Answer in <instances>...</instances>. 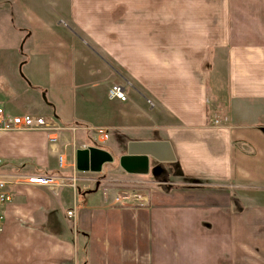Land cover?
Segmentation results:
<instances>
[{
    "label": "crops",
    "instance_id": "1",
    "mask_svg": "<svg viewBox=\"0 0 264 264\" xmlns=\"http://www.w3.org/2000/svg\"><path fill=\"white\" fill-rule=\"evenodd\" d=\"M38 3L7 0L0 18L25 35V77L72 124L61 126L55 143L42 130L0 132V173L13 179L0 264H81L83 257L87 264H264V0H59L56 23ZM6 50L14 49L2 46L0 54ZM213 71L224 73L225 94L209 91ZM112 83L132 87L127 101L107 98ZM216 116L226 120L215 125ZM87 127L107 129L110 144L116 136L125 147L166 140L169 176L231 191L204 189L196 200L185 193L195 184L181 181L166 189L155 183L140 202L124 199L128 190L98 184L109 163L96 173L99 182L65 183L57 192L27 182L70 176L57 153L75 161V150L95 139ZM78 131L92 137L76 143ZM102 148L115 159L125 153Z\"/></svg>",
    "mask_w": 264,
    "mask_h": 264
},
{
    "label": "rangeland",
    "instance_id": "2",
    "mask_svg": "<svg viewBox=\"0 0 264 264\" xmlns=\"http://www.w3.org/2000/svg\"><path fill=\"white\" fill-rule=\"evenodd\" d=\"M4 4L7 0H0ZM26 4H30L31 2L41 3L43 5L42 9L49 13L52 19L57 20L55 9L59 0H24ZM38 3V4H39ZM4 6V5H2ZM38 7V5H34ZM5 7V6H4ZM2 16V15H1ZM9 16H3L0 18V48L2 46H9L14 50H6L4 54H0V104L5 106V108L14 113H28L33 115H42L46 117L54 118L60 126L65 124H72L71 121L63 120L57 115V111L49 103V96L47 95L45 89H41V87L34 86L24 75L23 69H21V63L23 58L20 56L22 53V45L25 40V35L20 33L18 30L11 29V22L8 19ZM58 29L63 30L65 27L62 24H58ZM17 49V50H16ZM16 59L18 60L16 63V67L13 69V62ZM224 73L220 72L218 77L216 72H212L211 77L209 79V91L212 93L216 89H221V92L225 94V77ZM132 87L126 86L125 91H130ZM221 95V94H220ZM108 98V97H107ZM10 108V109H9ZM148 110V107H147ZM220 112V109H219ZM225 112L222 113L221 115ZM261 120V118L259 119ZM95 128V127H94ZM102 128V127H101ZM87 131V130H86ZM90 131V130H89ZM91 132V131H90ZM153 132V131H152ZM109 134V131H108ZM110 135V134H109ZM87 136V137H86ZM88 136L92 137V135H85L83 133H76V143L78 140L86 141ZM110 139V137H109ZM118 140V137L114 136V140L111 142L108 141L104 143L103 146H107L108 144L111 146V149L115 152L114 154L119 155L123 150H125V143H121ZM107 143V144H106ZM56 160V158H55ZM116 160V159H115ZM115 162V161H114ZM114 162L107 164L105 167L109 171L107 172L106 178L100 183V188L103 191H108V189L119 190L125 189L131 191L134 194L141 195L146 191H149L152 187L155 186V183L161 185L164 189L167 187H171L168 185H172L173 183H181V179L178 176L170 175L171 182L169 184H160L157 182L151 174L147 175H129L120 172L118 168L114 166ZM166 168L171 167L168 163H162ZM51 167H53L50 164ZM107 179V180H106ZM152 181L153 183H151ZM81 182V181H80ZM78 182V183H80ZM202 183V182H201ZM182 184V183H181ZM199 185V183H194ZM199 186L203 187V190L199 188ZM199 186H190L192 191H185V193H192V195H188L191 198H195L196 200H200V197L203 196L204 189H207L209 192H223V191H231V188L226 186H214L203 183ZM188 187V186H187ZM189 190V189H187ZM199 190V191H198ZM186 196V197H188ZM207 199L211 200V196L206 195ZM215 197V196H214ZM215 201V200H213ZM264 213V208L262 209Z\"/></svg>",
    "mask_w": 264,
    "mask_h": 264
},
{
    "label": "built area",
    "instance_id": "3",
    "mask_svg": "<svg viewBox=\"0 0 264 264\" xmlns=\"http://www.w3.org/2000/svg\"><path fill=\"white\" fill-rule=\"evenodd\" d=\"M125 84L112 83L107 91V96L110 100H119L122 102L127 101V94L125 91ZM149 104L150 101L148 100ZM221 120H226V117L220 119L218 116L213 117L210 121L219 125ZM78 127H73L75 130ZM63 128L59 123L52 117H46L42 115H33L28 113H14L5 108V106L0 104V132L7 131H45L49 134V140L52 143L57 141V132L61 131ZM86 129L92 130L94 132V142L96 146L102 147L105 142L109 139L108 130L105 128H90ZM73 144H75L73 142ZM57 161L59 169H71V175H40L32 176L27 178L29 183H37L48 186L52 191L57 192L59 188L65 183H71L75 186L79 181L93 180L94 182H99L96 177L95 172H92L91 178L85 177L86 172L77 170L75 166V161H69L65 153H57ZM100 173V172H97ZM11 178H7L4 174L0 173V233L2 231V224L4 221V205L11 200L10 193L7 191V184L12 182ZM127 197L124 199H133L138 202L145 200L143 195L134 194L131 191H127ZM73 211L67 212L68 216H71Z\"/></svg>",
    "mask_w": 264,
    "mask_h": 264
},
{
    "label": "water",
    "instance_id": "4",
    "mask_svg": "<svg viewBox=\"0 0 264 264\" xmlns=\"http://www.w3.org/2000/svg\"><path fill=\"white\" fill-rule=\"evenodd\" d=\"M174 159L169 142L166 140L129 141L125 147V153L116 160L118 165L126 172L135 175H147L150 172V162H169ZM115 157L106 149L88 145L75 150V166L82 172H101L103 166L112 163ZM158 167L152 173L160 172ZM160 184H169V173L165 169V175L157 179Z\"/></svg>",
    "mask_w": 264,
    "mask_h": 264
},
{
    "label": "trees",
    "instance_id": "5",
    "mask_svg": "<svg viewBox=\"0 0 264 264\" xmlns=\"http://www.w3.org/2000/svg\"><path fill=\"white\" fill-rule=\"evenodd\" d=\"M23 63H21V65H22ZM53 107V106H52ZM90 140V139H89ZM88 140V141H89ZM89 144L90 145H94V146H96L97 144L93 141V140H90L89 141ZM180 178L182 179L181 181H184V182H186V183H201V182H204V181H202L201 179H197V178H188V177H184L183 175H181L180 176ZM170 181V180H169ZM168 186H172L173 187V185H168ZM176 186V185H175ZM190 186H192V185H188V187L189 188H191ZM195 186H199V185H196L195 184ZM156 187H159V188H161V189H163V187L161 186V185H156ZM178 187V186H177ZM182 187V186H181ZM232 201V203H233V209L234 210H240V211H242L243 209H244V206L243 205H241L240 204V202L238 201V198H236L234 195H230V202ZM86 246V245H85ZM86 254V251H84L83 252V255H85ZM81 264H87V259H86V257H83L82 258V262H81Z\"/></svg>",
    "mask_w": 264,
    "mask_h": 264
},
{
    "label": "flooded vegetation",
    "instance_id": "6",
    "mask_svg": "<svg viewBox=\"0 0 264 264\" xmlns=\"http://www.w3.org/2000/svg\"><path fill=\"white\" fill-rule=\"evenodd\" d=\"M158 167H161L160 168V172L157 175H153L152 172L154 170H156ZM165 169H167V168L164 166V164L156 162V161H151L150 162V172H149V174H151L155 179H158V178H161L163 175H165Z\"/></svg>",
    "mask_w": 264,
    "mask_h": 264
}]
</instances>
